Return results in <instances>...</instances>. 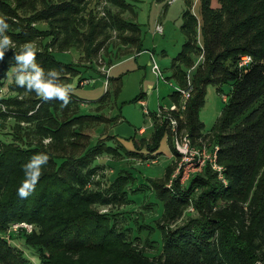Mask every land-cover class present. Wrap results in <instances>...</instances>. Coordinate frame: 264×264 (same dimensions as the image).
<instances>
[{
  "label": "trees",
  "instance_id": "trees-1",
  "mask_svg": "<svg viewBox=\"0 0 264 264\" xmlns=\"http://www.w3.org/2000/svg\"><path fill=\"white\" fill-rule=\"evenodd\" d=\"M200 11L201 19L191 7L183 14L185 42L172 60L168 78L186 85V74L202 56L192 71L195 96L185 113L193 134L205 127L200 112L208 85L219 91L231 85L212 130L229 184L210 167L193 176L179 194L178 187L165 189V184L155 183L164 206V222L155 232L163 244L162 254L151 256L132 225L122 224L117 212L96 208L114 200L129 203L126 188L135 177L118 168L107 191L89 187L98 157L122 154L108 143L115 135L96 139L86 131L118 119L102 112L110 88L96 113H83L84 102L72 92L70 103L61 107V101H44L6 77L14 51L28 42L38 48L36 62L46 72H61L59 82L65 85L79 70L58 60V51L78 49L90 66L110 42L108 54L112 48L125 52L133 46L143 51L142 28L126 16L135 14L134 5L127 0H0V15L8 18L6 35L16 44L0 61V89L8 88L7 83L11 87L10 93H0V126L12 121L2 130L9 139L0 137V264H35L7 237L12 225L23 221L35 226L26 244L37 249L40 264H264V0H201ZM114 33L118 43L112 40ZM247 56L250 60L244 62ZM91 80L82 78L80 84ZM172 97L177 102L179 92ZM165 134L169 135L168 127L156 124L152 141L140 148L157 151ZM47 137L51 143L45 145ZM135 145L136 150L126 151L129 155L138 153V140ZM40 153L49 156L48 163L35 192L21 199L17 189L25 179L23 167ZM190 206H196L197 216L171 229L170 223ZM144 229L143 224L138 228L142 233Z\"/></svg>",
  "mask_w": 264,
  "mask_h": 264
},
{
  "label": "rangeland",
  "instance_id": "rangeland-1",
  "mask_svg": "<svg viewBox=\"0 0 264 264\" xmlns=\"http://www.w3.org/2000/svg\"><path fill=\"white\" fill-rule=\"evenodd\" d=\"M127 1L134 5L135 14L128 12L126 16L137 21L142 28L143 51L138 52L136 46H133L125 48V52L112 48L108 54V46L112 43L110 42L98 53L95 58L97 62H93L91 66L85 64L87 62L81 59V51L75 48L58 51L56 58L65 63L75 64V68L79 70L71 77L68 84L72 85L73 95L84 102L82 104L83 113H96L99 100L110 88L109 102L102 107V112L109 117L117 116L118 119L114 123L95 125L86 131L96 139L101 137L107 139L109 134L115 135L116 138L108 140V143L121 150L122 154L100 155L96 162L98 163L97 171L89 187L91 190L106 189L107 191L114 181L116 170L118 168L127 169L124 170L127 172L125 174L135 177L126 188L132 200L129 203L128 200L125 202L114 200L112 203L99 205L96 208L101 213L117 212V218L121 219L122 224L132 225L135 229L134 234L142 238L141 247L145 252L151 256H159L160 253L162 254L163 243L159 231L155 232V230L160 229V222H164L162 216L164 206L162 200L156 195L157 184L155 183L165 184V189L178 187L175 188L177 193L179 190L185 192L184 189H187L191 178L200 173L205 174L209 167L217 173L219 180L227 183L225 166L219 162L221 146L215 143L212 130L222 113L225 100L228 99L231 85L225 84L222 91H219L213 84L208 85L206 103L200 112V118L205 127L201 133L196 132V135L189 131V127L185 124L186 111L181 114L177 111H170L169 108L178 100L180 101L178 104H181L182 91L191 89L189 87L190 81L191 83L193 81L192 71L199 63L196 62L191 66L189 73L186 74V85L182 86L176 84L175 79L166 78V73H163L164 77L155 74L153 55L162 66L161 62L165 59L172 60L179 54L185 42L182 30L183 14L188 7H191L193 13L201 19V0H190L189 3L187 0ZM215 4L218 5V2L215 1ZM158 25L163 26V33L158 32ZM115 38L118 43L116 33L112 40L115 41ZM67 75L70 76L71 73ZM82 78L92 80L90 83L80 84ZM9 83H7L8 88L0 89V93L3 91L10 93ZM176 87L180 88V91L177 90L180 97L177 102H173L169 94ZM143 92H146L143 99L147 102L150 111H153V106L149 102L153 93L156 96L161 94L160 101L163 107L153 113L149 111L147 114L146 107L138 100ZM193 96H195L194 87L191 91V98ZM171 115L177 117L178 124ZM5 124L4 127L0 126V137L9 139L4 136L2 130H8L12 121L8 124L5 122ZM156 124L167 126L169 135L163 136L157 151L143 152L140 147L145 144L146 140L152 141L150 137ZM142 128L146 130V133L141 131ZM142 138L147 139L141 141ZM135 140H138V153L129 155L126 151L136 150ZM143 150L148 151V148L144 147ZM195 207L190 206L178 217V220L169 222L170 228L175 229L183 224L192 214L197 216L198 212ZM169 223L166 224L167 227ZM141 224L145 227V233L138 230ZM32 232L14 230L7 233V237L13 241L15 246L24 250L35 264H40L41 258L37 249L26 244V236Z\"/></svg>",
  "mask_w": 264,
  "mask_h": 264
},
{
  "label": "clouds",
  "instance_id": "clouds-1",
  "mask_svg": "<svg viewBox=\"0 0 264 264\" xmlns=\"http://www.w3.org/2000/svg\"><path fill=\"white\" fill-rule=\"evenodd\" d=\"M7 17L0 15V61L4 60L8 50H15L16 44L11 37L6 35L9 28ZM38 48L35 42H28L21 46L19 52L14 51L12 60L6 72L7 79L17 87L24 88L28 92H35L44 101H61V107L70 103L72 85L59 82L61 72L54 69L47 72L36 62ZM45 145L51 143V137L43 140ZM49 156L46 153L36 154L24 165V175L21 186L17 189V195L21 199H27L36 189V185L42 175V167L48 163Z\"/></svg>",
  "mask_w": 264,
  "mask_h": 264
},
{
  "label": "built area",
  "instance_id": "built-area-1",
  "mask_svg": "<svg viewBox=\"0 0 264 264\" xmlns=\"http://www.w3.org/2000/svg\"><path fill=\"white\" fill-rule=\"evenodd\" d=\"M157 30H158V32H160V33H163V26L162 25H158V27H157ZM250 60V57L249 56H247V57H245V61L244 62H248ZM153 70H154V72H155V74H157L158 76H160V77H164L163 76V71H162V69H161V66H160V64L156 61V59L154 58V56H153ZM193 85H192V83H191V81H190V87L189 88H191L190 90H187V91H182V97H183V100L181 101V104H178V103H174L173 105H171V107L169 108V110L170 111H173V112H175V111H177V112H180L181 114H182V112H184V111H186V109H187V105H188V102H189V100H190V98H191V91H192V89H193V87H192ZM180 88H178L177 87V90H179ZM180 91V90H179ZM178 104V105H177ZM167 110V109H166ZM146 113L147 114H149V109L148 108H146ZM169 117H170V115H168ZM172 116V115H171ZM175 120H176V118H175V116H172ZM176 123L178 124V122H177V120H176ZM176 124V125H177ZM175 125V126H176ZM174 126V127H175ZM187 145V144H186ZM34 229H35V226L32 224V223H29V222H26V221H23V222H17V223H14L13 225H12V227H11V231H16V230H26L27 232H32V231H34Z\"/></svg>",
  "mask_w": 264,
  "mask_h": 264
},
{
  "label": "crops",
  "instance_id": "crops-1",
  "mask_svg": "<svg viewBox=\"0 0 264 264\" xmlns=\"http://www.w3.org/2000/svg\"><path fill=\"white\" fill-rule=\"evenodd\" d=\"M139 52V51H138ZM154 56V55H153ZM174 58V57H173ZM202 59V56L197 60V62L199 63L200 60ZM173 60V59H172ZM172 60L171 59H165L162 63V71L163 73L165 74L166 73V78L170 77L172 75V70H171V63H172ZM104 67L105 65L102 67V71L104 70ZM112 67V66H111ZM110 67V68H111ZM189 73V71H188ZM160 77V76H159ZM177 84V83H176ZM174 91H177V87L175 89H173L171 92H170V96L172 97V94ZM146 94V92H143L140 96V102L143 106H145L146 108H149L148 107V104L147 102L143 99L144 95ZM160 97H161V94H158L157 96L155 95V93H153V95L150 97L149 99V102L151 103V105L153 106V111H150V112H156L158 109H160L162 106L161 104V101H160ZM173 98V97H172ZM173 102H174V99H173ZM145 108V110H146ZM142 132L146 133V130H144V128L141 129Z\"/></svg>",
  "mask_w": 264,
  "mask_h": 264
}]
</instances>
